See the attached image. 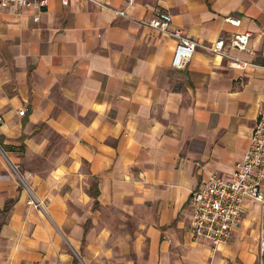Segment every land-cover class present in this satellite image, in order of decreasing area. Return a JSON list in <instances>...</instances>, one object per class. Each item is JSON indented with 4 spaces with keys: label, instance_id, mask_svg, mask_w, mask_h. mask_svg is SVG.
I'll list each match as a JSON object with an SVG mask.
<instances>
[{
    "label": "crops",
    "instance_id": "0c3cea01",
    "mask_svg": "<svg viewBox=\"0 0 264 264\" xmlns=\"http://www.w3.org/2000/svg\"><path fill=\"white\" fill-rule=\"evenodd\" d=\"M97 1L0 8V264H258L260 204L227 244L189 224L192 193L233 179L264 114V0ZM112 9L168 12L201 45L250 32L228 52L255 67L199 47L174 68L175 39Z\"/></svg>",
    "mask_w": 264,
    "mask_h": 264
},
{
    "label": "built area",
    "instance_id": "2783aa9c",
    "mask_svg": "<svg viewBox=\"0 0 264 264\" xmlns=\"http://www.w3.org/2000/svg\"><path fill=\"white\" fill-rule=\"evenodd\" d=\"M100 8H106L97 0H86ZM63 6L69 0H61ZM128 7L133 6L136 0H125ZM49 0H0V8L14 10L43 11L48 7ZM118 17L134 19L126 10L112 9ZM35 17L34 21H38ZM136 20L140 25L164 33L175 39L177 45L174 52L172 66L183 68L193 57L197 48L202 47L213 55L228 59L230 67L244 69L255 65L232 57L228 50L235 48L240 51L250 52V32H237L230 36L222 37L214 44L201 45L185 37L178 29L172 28V16L168 12L158 11L151 17ZM226 21L238 28L241 20L229 17ZM26 110L19 111L24 116ZM2 118H0V124ZM13 171L20 182L25 185L18 166H13ZM27 204L36 210L43 208V203L32 197ZM252 204L262 207L261 232L256 238L259 247L258 264H264V114L259 116L257 124L250 138V143L244 158L236 166L233 179L226 181L218 176H210L207 181L191 196L192 217L189 224L190 233L194 237L205 239L213 245L227 244L239 227L240 220Z\"/></svg>",
    "mask_w": 264,
    "mask_h": 264
},
{
    "label": "rangeland",
    "instance_id": "374dc122",
    "mask_svg": "<svg viewBox=\"0 0 264 264\" xmlns=\"http://www.w3.org/2000/svg\"><path fill=\"white\" fill-rule=\"evenodd\" d=\"M256 213V211L255 212H253V214L252 215H254Z\"/></svg>",
    "mask_w": 264,
    "mask_h": 264
}]
</instances>
